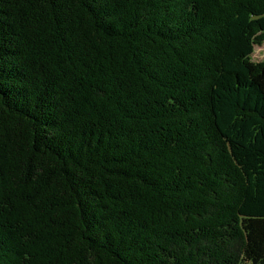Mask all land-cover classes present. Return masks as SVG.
Segmentation results:
<instances>
[{"label": "trees", "instance_id": "16d2710c", "mask_svg": "<svg viewBox=\"0 0 264 264\" xmlns=\"http://www.w3.org/2000/svg\"><path fill=\"white\" fill-rule=\"evenodd\" d=\"M264 0H0V264H264Z\"/></svg>", "mask_w": 264, "mask_h": 264}, {"label": "rangeland", "instance_id": "374dc122", "mask_svg": "<svg viewBox=\"0 0 264 264\" xmlns=\"http://www.w3.org/2000/svg\"><path fill=\"white\" fill-rule=\"evenodd\" d=\"M254 61L264 60V43L262 45H256L252 54Z\"/></svg>", "mask_w": 264, "mask_h": 264}]
</instances>
